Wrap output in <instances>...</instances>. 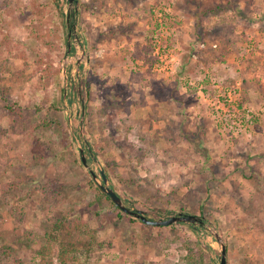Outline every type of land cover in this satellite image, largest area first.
Segmentation results:
<instances>
[{
  "label": "rangeland",
  "instance_id": "rangeland-1",
  "mask_svg": "<svg viewBox=\"0 0 264 264\" xmlns=\"http://www.w3.org/2000/svg\"><path fill=\"white\" fill-rule=\"evenodd\" d=\"M74 8L83 56L67 42L66 0H0V246L11 247L9 264L38 263L48 237L50 264L77 240L67 264H170L196 239L216 263L208 229L119 216L99 198L75 137L122 196L125 169L134 202L160 195L171 214L202 215L228 264H264V0Z\"/></svg>",
  "mask_w": 264,
  "mask_h": 264
},
{
  "label": "trees",
  "instance_id": "trees-1",
  "mask_svg": "<svg viewBox=\"0 0 264 264\" xmlns=\"http://www.w3.org/2000/svg\"><path fill=\"white\" fill-rule=\"evenodd\" d=\"M71 101L72 100L70 99L69 102L71 103ZM97 150L102 151V150H104V148H103V146H98ZM89 154L92 155V152L90 151ZM104 161H105L106 169L108 171H111V172H116L117 168L120 166L119 161L112 156L104 158ZM131 173H132L131 171L128 172L125 169H123V170H121L118 179H119V184L122 187H124V189H126V191L133 193V191L135 192L137 189H131L132 186L136 185L132 181L133 178L131 176ZM89 184L92 185L93 182L91 180H89ZM95 189L97 190V192L99 194V198L102 199L103 201H105V203L107 205H109V206L111 205L115 209L116 213L119 214V216H125V217L130 218V219L133 218L132 216L121 211L115 204H113V202L110 200V198L107 195H105L104 193H101L99 191L98 186H95ZM128 192H127V194H128ZM141 192L143 194L147 193V192L144 193L143 191H141ZM127 194H126L127 200L132 201L133 204H138L147 213L149 211H152L155 214H158L157 216H160L162 218H165L169 214L173 213V211L168 209V204L166 202H163V198L160 195L152 197V195L149 196L147 194L148 196L145 195L142 202H134L132 198L127 197ZM147 204H149L151 206H148ZM145 226L151 227V225H145ZM56 227L59 229L61 227H63L64 229L66 228V229H68V231H70L71 233H75V234H76V232H79L80 230H84L83 228H81V225L79 223H75L72 225L71 224L64 225V223L62 222V223H58L56 225ZM188 228L194 232H197L200 229H204L202 227H194L192 225L188 226ZM94 236L95 235H93L91 239H88V243L95 242ZM47 241H48V244L42 245L38 251V254L40 256V261L36 264H50L52 262L50 258L48 259V257L50 256V253L52 252V248L54 247L53 246L54 243H53V240L51 237H48ZM77 241H79V240H77ZM77 241H75V243ZM75 243H71V242L63 243L64 246L62 247L61 251L59 252V256H60L62 264L68 263V257L65 256L64 254L68 250L69 247L73 248L76 245ZM98 246H100V245H98ZM183 249H184L185 253L183 255H181L177 261L172 262L170 264H210V261L208 260L207 252L205 251L202 244L197 239L194 241L193 240L185 241L183 244ZM11 255H12V251H11L10 246H5V245L0 246V264H9V261L11 259ZM227 264H228V261H227Z\"/></svg>",
  "mask_w": 264,
  "mask_h": 264
},
{
  "label": "water",
  "instance_id": "water-1",
  "mask_svg": "<svg viewBox=\"0 0 264 264\" xmlns=\"http://www.w3.org/2000/svg\"><path fill=\"white\" fill-rule=\"evenodd\" d=\"M77 0H66L67 4V16H66V24L70 27L67 33V42L69 43L70 39H74L77 43L74 44V48L76 50H80V56L84 54V45L82 43V39L77 35L75 32V24H70V21L73 20L72 10L75 11L74 4ZM71 46L68 44V50ZM63 69V73H64ZM66 98V85H64V92H63V99ZM83 117V115H82ZM82 117L80 122L82 121ZM82 135V134H81ZM79 147L80 159L82 164L88 169V172L93 181L96 182L98 188L102 193L107 195L110 200L115 204L121 211L124 213L137 218L141 222L147 225L152 226H169L175 223L185 224L187 226H194V227H202L204 229H208L210 234L216 240L219 246V252L216 258L215 264H227V257H226V243L219 233L218 229L210 222L207 221L204 216L202 215H195L192 213H184L181 211H176L174 214H169L165 218H151L148 216L146 211L142 209H138L133 205L132 201L127 200L125 196H122L120 193L116 191V189L111 185L109 181V177L101 164L96 161L97 166L99 167V175L86 163V157L83 152V148L78 142V139L75 137ZM100 176V178H99Z\"/></svg>",
  "mask_w": 264,
  "mask_h": 264
}]
</instances>
